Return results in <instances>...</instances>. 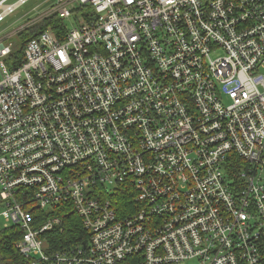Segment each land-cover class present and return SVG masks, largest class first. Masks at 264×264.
<instances>
[{"label": "built area", "instance_id": "obj_1", "mask_svg": "<svg viewBox=\"0 0 264 264\" xmlns=\"http://www.w3.org/2000/svg\"><path fill=\"white\" fill-rule=\"evenodd\" d=\"M51 1L0 39V225L25 264H264V0ZM58 205L86 244L49 252L61 220L35 214Z\"/></svg>", "mask_w": 264, "mask_h": 264}, {"label": "trees", "instance_id": "obj_2", "mask_svg": "<svg viewBox=\"0 0 264 264\" xmlns=\"http://www.w3.org/2000/svg\"><path fill=\"white\" fill-rule=\"evenodd\" d=\"M49 26L52 27L57 35H59L60 32L63 33V31H65L62 20L55 16L50 17L40 25L29 28L18 34L22 46L19 50H15V55H21V49L26 42L36 37L43 29ZM119 189H122V187ZM129 197L130 194H126V189L125 192L120 191L113 196L111 202L119 216L123 215L124 203L129 201ZM47 216H56L61 220L60 227L41 236V239L45 241L49 252L68 250L87 243V232L82 227L81 218L72 209L71 205L54 206L46 215L42 213L35 214L37 222H43ZM22 235L23 231L18 226L3 228L0 225V264H25V260L16 248V244L22 238ZM136 258L137 257L134 256L127 257L126 260L120 264H133Z\"/></svg>", "mask_w": 264, "mask_h": 264}, {"label": "rangeland", "instance_id": "obj_3", "mask_svg": "<svg viewBox=\"0 0 264 264\" xmlns=\"http://www.w3.org/2000/svg\"><path fill=\"white\" fill-rule=\"evenodd\" d=\"M16 1L17 0H11L9 3H14ZM51 3V0H28L12 14L5 17L4 21L0 23V39L7 37L9 34L19 29V27L33 21L37 14L46 10ZM65 23L69 28V24L66 21ZM3 43L5 45H12L15 50H19L22 46L18 34L9 36Z\"/></svg>", "mask_w": 264, "mask_h": 264}]
</instances>
